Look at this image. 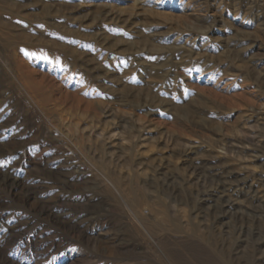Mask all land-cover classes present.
Segmentation results:
<instances>
[{
	"label": "rangeland",
	"instance_id": "obj_1",
	"mask_svg": "<svg viewBox=\"0 0 264 264\" xmlns=\"http://www.w3.org/2000/svg\"><path fill=\"white\" fill-rule=\"evenodd\" d=\"M0 264H264V0H0Z\"/></svg>",
	"mask_w": 264,
	"mask_h": 264
}]
</instances>
